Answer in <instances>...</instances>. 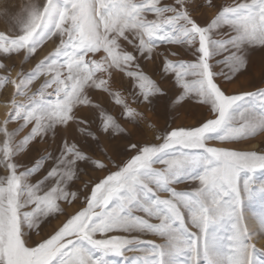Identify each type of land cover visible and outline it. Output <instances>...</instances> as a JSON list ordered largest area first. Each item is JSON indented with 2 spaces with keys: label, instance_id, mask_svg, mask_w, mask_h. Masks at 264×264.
<instances>
[{
  "label": "snow or ice",
  "instance_id": "6c2138e0",
  "mask_svg": "<svg viewBox=\"0 0 264 264\" xmlns=\"http://www.w3.org/2000/svg\"><path fill=\"white\" fill-rule=\"evenodd\" d=\"M53 37L10 76L7 61L27 63ZM258 51L264 0H44L20 35L0 34V88L15 89L0 125V264H253L264 213L246 217L241 200L264 170V55L253 90L226 84L252 74ZM185 100L207 109L198 126L161 129L140 111L167 123Z\"/></svg>",
  "mask_w": 264,
  "mask_h": 264
},
{
  "label": "rangeland",
  "instance_id": "374dc122",
  "mask_svg": "<svg viewBox=\"0 0 264 264\" xmlns=\"http://www.w3.org/2000/svg\"><path fill=\"white\" fill-rule=\"evenodd\" d=\"M7 1H8V3H7ZM218 2L222 3L223 0H218ZM43 4H44V0H26V1L25 0H0V34L7 33L8 36L20 35L22 33V31L26 27L29 26V24L31 22L28 24V21H32L34 14H36L42 10ZM29 10H32V11L29 12ZM35 10H36V12H35ZM33 12H34V14H33ZM214 14H215L214 9L207 10V12H206V15L208 17H212V16H214ZM28 15H30V20H26L29 18ZM27 16H28V18H27ZM24 21L26 22V24L23 25L22 23H25ZM10 22H11V24H10ZM15 24H16V26H18L17 28L14 27ZM10 26H12L13 29ZM22 26L23 27L25 26V28H23ZM19 27H20V29L17 30ZM10 28H11V31H10ZM14 28H16V29H14ZM53 40H55V41H53ZM57 44H58V38H56V37H53L52 39L46 41L44 46H42V48H40L38 50L35 57L28 60L27 63L23 62V57H21L19 55L13 56L12 60L7 61V63L11 66L10 76L13 79H16L17 75L20 71H23L25 73L30 72L34 68L36 63H38L41 59H43L46 55H48L50 52H52L55 49ZM48 47H49V49H48ZM262 55H264V54L260 53L259 51L254 53V59L257 61V68L253 70L251 75H242V76H239L238 78H234L231 83H227L226 87H228L227 88L228 92L238 93L240 91H251V90H253L254 86L258 85V65H259V62H260ZM184 58L185 59H191V55L189 54L188 56H186ZM217 59H221V57H217ZM159 63H160L159 60H157L155 63H148L146 66V70L150 73L153 71H156L158 69ZM4 75H6V74L2 70H0V77H2ZM253 76L254 77L257 76V77L255 79H253ZM246 77H247V79H246ZM244 79L246 80V82ZM247 80H250L249 83ZM39 83H40V80H37L31 86L32 91H35V89ZM125 83H127V81H125ZM235 84H237V85H235ZM239 84L243 88L241 86H239ZM164 86L168 87L169 84L166 82ZM14 91H15V89L11 84L5 85L4 87L0 88V105L4 104V103L6 104V107L4 109L5 113L3 112L4 117L0 116V125L3 124V122L5 121L7 115L10 111V108H11L10 102L14 98ZM173 91H178V90L174 89ZM16 99H24V97H16ZM135 106L136 105H133V107H135ZM174 107H175V111H172L171 114L167 115V123L165 122L164 118L158 117L157 115H155L154 112L149 110L148 106H146V105H141L140 111H142L144 113L147 120L154 122L156 124V126L158 128H161V129L165 128L166 126H170V127L198 126V122H200V120L202 121L205 117H207L209 115V113L205 107L198 106V104L192 100H185L184 102H182V104L174 106ZM194 110H196V111L193 113ZM82 114L87 115L88 113L85 111ZM198 114H200V115H198ZM205 114L207 116H204ZM199 116H201V117H199ZM190 119H192V120H190ZM182 120H183V122H182ZM193 120L194 121L197 120L198 122L197 121L194 122ZM16 126H17V124L15 122L10 123L8 125L9 129L15 128ZM125 127H127L129 130L134 129V125L130 124V123L126 124ZM25 131H27V129ZM22 135H23V133H21V136ZM147 136H148V139H152V136L150 133H147ZM258 139L259 138L254 139L255 141L252 140L250 143L240 144V145H228V144H222L221 142H215L212 146L237 147V148H241V149H244V148L255 149L258 147V142H257ZM253 141L255 143H253ZM249 144H250V146H249ZM37 147L41 150V152H44L45 150L53 151L57 148V143H53L52 141H49L46 144H44V143L38 144ZM33 155H35V153H33ZM29 159H30V157H27V156L23 157V162L28 163ZM3 174H4L3 169L0 168V175H3ZM103 175H104V173L89 171L88 176H85L84 178L85 179H88L89 177H93V178L100 177V178H102ZM246 175H247L246 173L240 174L241 177H246ZM253 183L255 185V189L253 191H251L250 193H246L241 200V210L246 217H252L253 215H258V214L264 213V189H262L260 187V184L264 183V170H258L254 174ZM185 187H186L185 185L180 186V188H185ZM187 187L190 188L191 185H188ZM78 207H79L78 204L73 205L71 207H66V213L70 215V214L74 213ZM65 218L66 217L64 215H59V214H57L56 217L50 218L49 222L44 224L42 227V235H45V234L51 232L56 227H58L57 225H60L65 220ZM40 238H41V236L33 235L34 240H39ZM262 242H263V244H262ZM251 243L255 246V248L257 250L256 252L253 253V257H252L253 264H264V234H258V235L253 236ZM108 264H121V259H120V257L111 256V257H109ZM176 264H188V257L187 256L177 257L176 258Z\"/></svg>",
  "mask_w": 264,
  "mask_h": 264
},
{
  "label": "bare ground",
  "instance_id": "6f19581e",
  "mask_svg": "<svg viewBox=\"0 0 264 264\" xmlns=\"http://www.w3.org/2000/svg\"><path fill=\"white\" fill-rule=\"evenodd\" d=\"M25 1H26V0H25ZM7 3H8V1H7ZM36 6H37V5H36ZM20 7H21V6H20ZM26 11H27V10H26ZM31 11H32V10H29V12H31ZM24 12H25V11H24ZM27 12H28V11H27ZM35 12H36V10H35ZM25 13H26V12H25ZM33 14H34V12H33ZM28 16H29V18H28ZM28 16H27L28 19H26V20H30V15H28ZM24 22H25V21H24ZM30 22H31V21H28V24H29ZM10 24H11V22H10ZM22 24L24 25V24H26V22H25V23H22ZM28 24H27V25H28ZM6 27H7V26H6ZM10 27H12V26H10ZM14 27L17 28L18 26H16V24H15ZM22 27H23V26H22ZM22 27H21V28H22ZM16 28H14V29H16ZM23 28H25V26H24ZM23 28H22V29H23ZM12 29H13V27H12ZM19 29H20V27H19L17 30H19ZM22 29H21V30H22ZM10 31H11V28H10ZM13 31H14V30H13ZM53 41H55V40H53ZM50 42H51V41H50ZM50 44H51V43H50ZM49 47H50V46H49ZM49 47H48V49H49ZM50 48H51V47H50ZM47 51H48V50H47ZM35 63H36V62H35ZM258 70H259V69H258ZM243 77H244V76H243ZM253 77H254V76H253ZM256 77H257V76H256ZM246 79H247V77H246ZM244 80H245V79H244ZM247 81H248V83H249L250 80H247ZM245 82H246V80H245ZM251 83H252V82H251ZM235 85H237V84H235ZM235 85H234V86H235ZM239 86H241V85L239 84ZM241 87H242V86H241ZM227 88H228V87H227ZM242 88H243V87H242ZM242 90H243V89H242ZM3 98H4V97H3ZM188 105H189V104H188ZM198 106H199V105H198ZM5 107H6V104H5V103L0 105V116H3V115H4V113H5V112H4ZM193 109H194V108H193ZM201 109H202V108H201ZM201 109H200V110H201ZM198 110H199V109H198ZM202 110H203V109H202ZM195 111H196V110H194L193 113H194ZM3 112H4V113H3ZM187 112H188V111H187ZM201 112H202V111H201ZM189 113H190V112H189ZM199 113H200V112H199ZM184 114H185V113H184ZM186 114H187V113H186ZM195 114H196V113H195ZM203 114H204V113H203ZM187 115H188V114H187ZM198 115H200V114H198ZM204 116H207V115L205 114ZM3 117H4V116H3ZM186 117H187V116H186ZM199 117H201V116H199ZM199 117H198V118H199ZM202 117H203V116H202ZM196 118H197V117H196ZM186 119H187V118H186ZM183 120H184V119H183ZM183 120H182V122H183ZM190 120H192V119H190ZM197 120H198V119H197ZM197 120H195V121H197ZM193 121H194V120H193ZM195 121H194V122H195ZM200 121H201V120H200ZM187 122H188V121H187ZM197 122H198V121H197ZM178 123H179V122H178ZM164 124H165V123H164ZM175 125H176V124H175ZM190 125H191V124H190ZM254 141H255V140H254ZM254 141H253V143H255ZM249 146H250V144H249ZM254 146H255V145H254ZM244 147H245V146H244ZM75 210H76V209H75ZM57 226H59V225H57ZM56 228H57V227H56ZM262 244H263V242H262Z\"/></svg>",
  "mask_w": 264,
  "mask_h": 264
}]
</instances>
